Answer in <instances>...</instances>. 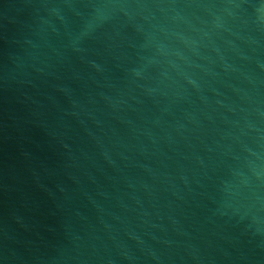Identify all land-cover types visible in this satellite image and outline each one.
<instances>
[{"label":"water","instance_id":"95a60500","mask_svg":"<svg viewBox=\"0 0 264 264\" xmlns=\"http://www.w3.org/2000/svg\"><path fill=\"white\" fill-rule=\"evenodd\" d=\"M0 264H264V0H0Z\"/></svg>","mask_w":264,"mask_h":264}]
</instances>
